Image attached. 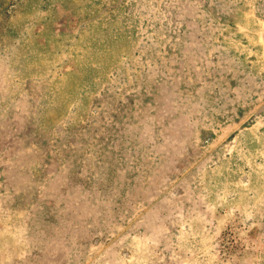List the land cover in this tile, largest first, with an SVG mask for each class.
I'll return each mask as SVG.
<instances>
[{
  "label": "rangeland",
  "instance_id": "374dc122",
  "mask_svg": "<svg viewBox=\"0 0 264 264\" xmlns=\"http://www.w3.org/2000/svg\"><path fill=\"white\" fill-rule=\"evenodd\" d=\"M0 264H264V0H0Z\"/></svg>",
  "mask_w": 264,
  "mask_h": 264
}]
</instances>
